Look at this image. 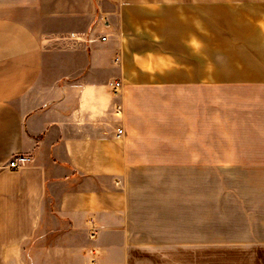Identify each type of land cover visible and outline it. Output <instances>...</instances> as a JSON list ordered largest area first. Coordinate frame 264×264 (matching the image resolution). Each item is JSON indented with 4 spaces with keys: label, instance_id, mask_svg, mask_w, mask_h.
I'll use <instances>...</instances> for the list:
<instances>
[{
    "label": "crops",
    "instance_id": "1",
    "mask_svg": "<svg viewBox=\"0 0 264 264\" xmlns=\"http://www.w3.org/2000/svg\"><path fill=\"white\" fill-rule=\"evenodd\" d=\"M45 238L32 264H264V0H0V264Z\"/></svg>",
    "mask_w": 264,
    "mask_h": 264
},
{
    "label": "built area",
    "instance_id": "2",
    "mask_svg": "<svg viewBox=\"0 0 264 264\" xmlns=\"http://www.w3.org/2000/svg\"><path fill=\"white\" fill-rule=\"evenodd\" d=\"M105 21H106V23L108 22L107 19ZM99 40L101 42H106L107 41V36L103 35V36L100 37ZM119 87H120V82H117L116 85H115V91L116 92L118 91ZM116 109L119 110L120 108L116 107ZM123 134H124L123 129H118L117 136L121 137ZM30 160H31L30 157L27 156V155H23V154L16 155V156L12 157V159H10V161L8 163V168L11 169V170L22 169L23 167H25L30 162ZM93 230H94V233L92 234V236L95 235V230H96L95 226H93Z\"/></svg>",
    "mask_w": 264,
    "mask_h": 264
},
{
    "label": "rangeland",
    "instance_id": "3",
    "mask_svg": "<svg viewBox=\"0 0 264 264\" xmlns=\"http://www.w3.org/2000/svg\"><path fill=\"white\" fill-rule=\"evenodd\" d=\"M50 239L49 238H45V239H41L37 242V244H33L30 246H27L26 250V254H27V258H28V262L29 264H32L34 261H39L41 260V254L42 252L40 251V248H43L44 246H46L47 244H49ZM35 245V246H34ZM32 250V252L30 253L29 250Z\"/></svg>",
    "mask_w": 264,
    "mask_h": 264
}]
</instances>
